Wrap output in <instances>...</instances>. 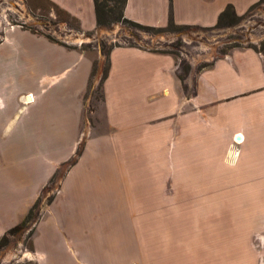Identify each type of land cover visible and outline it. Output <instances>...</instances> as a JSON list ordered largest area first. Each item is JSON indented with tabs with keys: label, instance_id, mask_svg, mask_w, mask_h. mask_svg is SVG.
<instances>
[{
	"label": "crops",
	"instance_id": "1",
	"mask_svg": "<svg viewBox=\"0 0 264 264\" xmlns=\"http://www.w3.org/2000/svg\"><path fill=\"white\" fill-rule=\"evenodd\" d=\"M47 1L82 34L102 33L92 0ZM256 2L126 0L123 14L164 28L171 12L176 25L212 28L227 5L244 16ZM7 12L0 4V32ZM8 26L0 35V169L24 175H0V237L81 144L36 224L37 264H255L256 218L235 213L226 223L224 209L257 208L251 194L264 193V50L216 57L186 94L169 55L113 47L101 117L91 112L88 123L92 61L78 43L66 48ZM18 177L31 180L27 189Z\"/></svg>",
	"mask_w": 264,
	"mask_h": 264
},
{
	"label": "rangeland",
	"instance_id": "2",
	"mask_svg": "<svg viewBox=\"0 0 264 264\" xmlns=\"http://www.w3.org/2000/svg\"><path fill=\"white\" fill-rule=\"evenodd\" d=\"M0 4L3 9L10 7L11 11L14 12V14L5 13L7 23L11 26H16L33 34L50 36L56 42L72 48H74L72 44L78 43V47L75 46V48L79 50L81 46H88L84 47V53L92 62H95L96 71L90 77L86 94L87 122H91V112H96V116L101 117V88L98 84L106 67V52L112 45H132L169 55L177 64L179 80L182 83V88L186 87L184 92L188 94L190 81L200 65L211 62L216 57L223 56V53L226 54L232 49L242 47L258 49L259 44L264 42V1L249 10L240 21L231 27L219 29L192 27L170 32L150 33L128 26H122L124 27L122 28L119 25H113L109 29H99L102 33L92 34L77 32V25L72 21H68L67 24L63 22L65 21L64 16L47 0H0ZM8 24H2L0 35H2L5 26L9 27ZM88 128L89 125H86L85 133L88 132ZM81 147V144L78 145L73 157L60 164L58 170L49 178L42 190L36 192L33 204L30 205L27 212L15 226L22 223L30 211L29 219L23 222L18 231L8 234V231L14 226L1 236H6V238L0 246V264H37L36 258L32 254L34 251L32 238L36 224L47 212L50 203L60 195L61 180L76 160L75 156L77 157ZM17 165H15V169H18L16 168ZM5 168L6 165L1 166L0 170L4 172H1L0 175L2 173L6 174V172L11 173V175H24L22 169L19 171L7 168L5 170ZM20 180L21 183L17 186L27 189L31 180L26 179L25 183L24 178H20ZM251 196L256 200L257 208L246 206L245 208L239 207L236 211L226 203L224 209L226 223L229 222L227 221L228 218L235 215V213L236 216L240 214L241 217H244L248 216L250 211L252 212L257 221V228L249 231L250 249L255 254V264H264V258L261 254L264 246V193L251 194ZM241 229L243 228L241 227ZM241 232L248 231L243 229Z\"/></svg>",
	"mask_w": 264,
	"mask_h": 264
},
{
	"label": "trees",
	"instance_id": "3",
	"mask_svg": "<svg viewBox=\"0 0 264 264\" xmlns=\"http://www.w3.org/2000/svg\"><path fill=\"white\" fill-rule=\"evenodd\" d=\"M93 1V8H94V15H95V24H96V28L99 30L101 28L104 29H109L111 26L113 25H119V26H128V27H132L135 28L137 30H142L144 32H150V33H157V32H170V31H174V30H183V29H187V28H191L189 26H179L176 25L173 22L172 16H171V12H169V16H168V20H167V24L164 28H153V27H147V26H142L139 25L135 22L129 21L126 18H124V7L126 4V0H92ZM264 0H258V2H256L253 6L250 7L249 10H251L252 8L256 7L257 5H259L260 3H262ZM50 3V2H49ZM52 4V3H51ZM54 6V8H56L58 10V12L60 14H62L64 16V20L63 22H65L67 24L68 21H72L74 23H76L77 28L76 31L80 32L79 29V25H78V21L69 16L67 13H65L64 11L60 10L58 7H56L54 4H52ZM248 10V11H249ZM243 18V16H237L232 8L231 5H227L224 10L218 15L216 24L212 27V28H208V29H219V28H225V27H231L234 26L238 21H240ZM69 24V23H68ZM69 26V25H68ZM70 27V26H69ZM122 27V28H124ZM91 34L93 32H90ZM88 33V34H90ZM42 35V34H39ZM44 36L46 39H48L49 41H52L56 44H59L63 47L66 48H72L71 46H66L62 43L56 42L53 38H51L50 36L47 35H42ZM260 47L258 48V50L261 52L264 50V42H261ZM120 45H112L108 51L106 52V67L105 70L102 74V77L99 81L98 86L101 88L102 82L106 77L107 74V69H108V61H107V57H108V53L109 51L113 48V47H117ZM132 46V45H130ZM84 47H88L86 46H81L80 47V51L84 52ZM161 53V52H160ZM225 55V53H223ZM211 65V63H205L200 65V67L197 69V72L209 67ZM96 71V65L95 62H92V68H91V73H90V77H92L94 75V72ZM179 78V77H178ZM30 217V211L27 213L25 219L23 222H26V220H28ZM23 222L20 223L18 226H15L14 228L10 229L8 231V234H12L16 231H18V229L23 225ZM6 236H3L0 238V246H2L3 242L5 241ZM31 246V245H30Z\"/></svg>",
	"mask_w": 264,
	"mask_h": 264
},
{
	"label": "bare ground",
	"instance_id": "4",
	"mask_svg": "<svg viewBox=\"0 0 264 264\" xmlns=\"http://www.w3.org/2000/svg\"><path fill=\"white\" fill-rule=\"evenodd\" d=\"M26 100H27V101H29V100H30V98H27ZM236 142H237V143H239V142H241V141H236Z\"/></svg>",
	"mask_w": 264,
	"mask_h": 264
}]
</instances>
